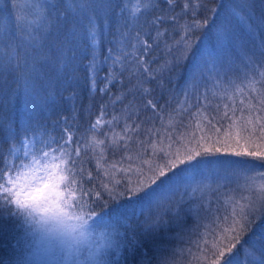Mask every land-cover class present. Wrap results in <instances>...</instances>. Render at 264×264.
Returning a JSON list of instances; mask_svg holds the SVG:
<instances>
[{
	"label": "trees",
	"instance_id": "obj_1",
	"mask_svg": "<svg viewBox=\"0 0 264 264\" xmlns=\"http://www.w3.org/2000/svg\"><path fill=\"white\" fill-rule=\"evenodd\" d=\"M36 1L0 0V28L15 32L25 42L31 33L36 51L49 57V63L37 65V92L27 102L23 81L16 79L17 73H8L0 83V118L3 119L0 168L4 167L6 158L9 164L27 171L24 166H31L35 156L41 163L54 162L65 169L67 158L61 155L60 145L62 139H67L64 130L68 129L72 133L69 147L74 149L79 141L81 148L76 166L84 169V187L102 193V199L90 197L96 203L86 206L84 213L96 212L95 217L100 218L97 231L102 240L110 234L122 238L127 231L140 241L134 252L122 249L119 256L111 254L108 264H212L219 251L230 243L223 230L231 226L233 211L238 214L240 206L250 203L249 197L255 200L256 183L251 193L244 190L245 176L253 177V170L264 173V157L235 156L229 151L208 155L206 159L210 163L196 168L178 165L156 189L158 200L152 203L142 193L136 198L110 199L101 185L107 184L117 191H123L129 180L134 185L138 179L136 169L143 167L147 172L148 163L158 161L153 155L154 148L178 153L181 159L191 148L200 151L207 147H227L242 151L247 146L249 151L260 150L256 145H264V141L259 131L247 144L244 137L249 133L241 131L237 141L236 132L243 129L248 119L255 123L257 116L264 117V111L260 110L264 108L260 104L264 100V80L259 75L264 70V55L253 47L264 37V24H261L264 0H198L203 5L198 8L197 0H190L186 10L185 0H175L174 6L166 0H111L117 6L108 9L107 14L103 8L97 10L96 26L102 35L97 37L94 71L89 70L91 41L81 40L77 45L69 37L73 17L65 11L68 0ZM94 2L102 5L109 0ZM45 3L61 6L51 9L45 18ZM145 4L154 7L146 10ZM245 4L252 5L246 9L251 17L248 25L238 23L245 11L238 6ZM156 17L163 18V22L153 23ZM205 19L207 24H203ZM193 20L200 21L203 27L193 29L185 37L182 26ZM181 37L188 39L191 47L186 59L176 63L177 41ZM141 38L151 45L147 52L139 42ZM61 49L69 56L75 53V73L69 69L65 76L57 71ZM116 57L120 59L113 63ZM141 59L151 74L138 65ZM252 79L256 83L249 86ZM102 88L104 91H100ZM101 111L104 115L97 123ZM92 124H96L95 129L91 128ZM125 125H131L127 134ZM8 126L13 129L14 138H8ZM225 132L229 135L225 136ZM113 134H117V144L113 143ZM26 138L32 141L29 149L22 146ZM13 145L19 149L15 156L8 151ZM25 151H29L28 156L24 155ZM43 152L49 153L47 159ZM72 156L75 157L74 152ZM223 164L226 166L221 167ZM125 169L130 171L126 173ZM88 172L92 174L91 180ZM76 179L79 181L80 177ZM0 184L4 181L0 180ZM62 186L64 190L66 182ZM75 190L79 199V190ZM4 195L0 189V264H28L36 238V222L19 214L15 204L3 200ZM158 204L178 209L179 222L174 212L169 211L165 215L169 220L166 226L145 233L142 222L146 216L156 214ZM245 212L250 213L252 222L233 253L226 256L231 257L230 264H261L264 210L245 208Z\"/></svg>",
	"mask_w": 264,
	"mask_h": 264
},
{
	"label": "snow or ice",
	"instance_id": "obj_2",
	"mask_svg": "<svg viewBox=\"0 0 264 264\" xmlns=\"http://www.w3.org/2000/svg\"><path fill=\"white\" fill-rule=\"evenodd\" d=\"M166 2L169 5L174 6L175 0H166ZM60 6L61 5L59 4L45 3L43 5V16L46 18L50 14L51 9ZM116 6L117 5L111 3V0L102 5L96 4L94 0H81L79 3H72L71 0H68V2L64 5L65 11L73 17V27L69 31V37L75 40L77 45L81 40H90L93 46L92 60L89 61L90 71H94L96 69L97 55L95 47L99 43L97 37L102 35V32H99L96 26L97 10L103 8L107 14L108 9L115 8ZM202 6L203 5H201L197 0L195 7L198 8ZM144 7L147 10L148 8L154 7V5L145 4ZM189 7L190 0H185L184 9H189ZM238 7L245 9L244 14L240 17V21H238V23L242 22L243 24L248 25L251 17L248 15L246 9L251 8L252 5L245 4ZM121 11L123 12L124 9L122 8ZM212 11H215V9H212ZM192 14L194 16L195 11H193ZM171 19L175 20L176 17H171ZM161 22H163V18L161 17H156L153 21V23ZM207 23L208 20L205 19L203 24ZM203 24L200 21L193 20L192 22L183 25L182 27L185 30V37L193 29L202 28ZM261 24H264V17L261 18ZM21 31H23L22 28ZM160 34L161 33L158 32V36ZM136 37L139 38L140 33H137ZM185 37H181V40L177 41L178 55L175 56L176 63H179L182 59H186L187 52L191 47L190 41ZM139 42L144 45L145 52H147L151 47V45H148V42L142 40V38ZM253 47L259 48L261 54L264 55V37H262L258 43H254ZM84 51H87V45H85ZM111 52L112 50L109 49L110 55ZM110 55L109 57H105V60L109 59ZM60 58L61 63L57 71L63 72L65 76L68 75L69 69L72 73H75L77 60L75 53L69 56L63 49H61ZM119 59V57H116V59L113 60V63H116ZM41 63H49V57L46 55L41 56L36 51L35 38L31 33H28L27 42H25L24 39H18L15 32H10L6 28H0V83L6 80L8 73H17L16 79L18 81H23V92L25 101L27 102L32 99L37 92L35 79L39 72L37 65ZM137 63L143 67L144 72H149L148 67L143 65L142 59L141 61H137ZM149 74L151 73L149 72ZM259 75L261 79L264 80V70L260 71ZM255 83V79H252L249 81V86H253ZM253 90L255 89L253 88ZM100 91H104V89L102 88ZM148 103L151 104L153 108L156 107L151 101ZM260 104H264V100H261ZM260 110L264 111V108H261ZM103 115L104 113L101 111L100 117L97 119V123L100 122ZM225 115H227V113H225ZM261 121H264V117L257 116L255 123H253L252 119H248L243 129L237 130V141L241 138V131L249 133L248 136L244 137L246 144L249 138L254 136L257 131L260 133V139L264 141V123ZM249 126L251 127L249 128ZM0 127H3L2 118H0ZM136 127L139 128L140 126L137 125ZM91 128L95 129L96 124H92ZM129 128H131V125H125V134H127ZM6 131L9 139L14 138L15 133L11 126H8ZM149 131H151V129H149ZM216 131L219 132L220 129L217 128ZM64 132L67 133V139H62L60 150L61 155L67 158L65 161L67 167L65 169H61V172H66L67 175H60L58 177L59 183L54 182L55 178L53 169L57 167L55 164L41 163L35 156H33L32 165L24 166V168L27 169L26 172L19 166L9 164L5 158L3 161L4 167L0 168V180L4 181V184H0V189L6 193V195L3 196V200L8 204H15L19 214H24L32 218H35V215L39 214L41 221L52 222L55 225L67 226V221H79V227L81 228L79 233L84 236L85 233L83 231V225L87 223L85 217L97 215L95 211L84 213V208L96 203L95 200L90 199L92 195L98 199H102V193L101 191H95L93 193L91 188L84 187V169L83 167L78 169L76 166L81 153L79 141L76 142V147L74 149L70 148L69 145L72 144V133H69L68 129H65ZM228 135L229 133L225 132V136ZM116 136L117 134H113L114 144L119 142ZM119 139H125V137H119ZM127 139H131V137H127ZM169 139H171L170 135ZM51 142L56 143L55 140H52ZM31 143V140H27V142L22 146L24 149H29ZM94 143L103 144V141H94ZM140 143L143 144L142 141H140ZM169 147H171V145H169ZM256 147L260 148V150L249 151L247 146H245L242 151H236L235 149H229L227 147H207L202 148L200 151H197L195 148H191L187 149L182 159L178 153L173 154L171 152H165L163 148L158 150L154 148L153 155L159 158L158 161L152 163L145 162L148 163L147 172L144 171L143 167L136 169L138 179L134 185L130 180L127 181L124 185L123 191H117L115 187L109 188L107 184H103L101 187L108 193L110 199H119L121 196L136 198L138 194L142 193L143 197L152 203L158 200L156 189L169 179L167 173L171 172L172 169H177L178 165H185L186 169L196 168L202 164L210 163V161L206 159L208 155L219 152L227 153L229 151H231L235 156L264 157V145L258 144ZM18 150L19 149L13 145L8 150L9 155L15 156V153ZM73 152L75 153V157L72 156ZM24 155L28 156L29 151H25ZM43 157L47 159L49 157V153L43 152ZM197 157H199V159H197ZM5 169H7V172ZM123 171L127 173L130 169H125ZM13 173L15 174L13 175ZM40 173H43V175ZM76 177H80V180L77 181ZM256 177L264 180V173H257ZM256 177L245 176L246 182L244 190L249 191V193L252 192V187ZM91 178L92 174L91 172H88V179L91 180ZM65 182L67 186L63 191H61L60 184ZM76 188L79 190V199H77ZM241 198L243 199L244 197L242 196ZM249 199L250 203L248 205L240 206L238 214L235 210L233 211L231 226L223 230L225 238L230 241V243L219 251L218 255H216V259L212 261V264H220L222 258L223 264H230L231 257L226 256V253H233V249H235L237 244L240 243L241 236L244 232L248 231V224L252 222L249 219L250 213L245 212V208L255 210L257 205H259L260 209L264 210V183L260 184V191L257 193L256 199L251 200V197H249ZM157 207L159 210L156 214L146 216L142 222V227L145 233H154L166 226L169 223V220L165 219V215L169 211L174 212L175 219L179 222L180 213L178 209L164 208L159 204ZM77 209L79 211H77ZM80 213L84 214L81 215ZM237 215H239V219H237ZM98 219L100 218L98 217ZM225 222H227V218H225ZM72 227L75 228L77 226L73 225ZM228 233L232 234L228 235ZM139 242V239L135 235L128 234L127 231L122 238H115L110 234L105 237L103 245H96L94 251L90 249L84 250L87 253L86 260H88L90 264H108V257L111 254L114 253L116 256H119L122 249L127 250L128 252H134ZM259 258L261 259V264H264V252L260 253Z\"/></svg>",
	"mask_w": 264,
	"mask_h": 264
},
{
	"label": "rangeland",
	"instance_id": "obj_3",
	"mask_svg": "<svg viewBox=\"0 0 264 264\" xmlns=\"http://www.w3.org/2000/svg\"><path fill=\"white\" fill-rule=\"evenodd\" d=\"M25 2L33 3L37 1L25 0ZM51 164L57 165L53 169V174L55 178L54 182L59 183L58 177L63 175V172H61L62 168L58 163L51 162ZM225 166L226 164L221 165V167ZM233 167L238 168V165H234ZM253 171L251 176L256 177V174L259 172ZM243 172H246V169H243ZM40 174L43 175V173ZM254 183H256V189L254 190V197L256 199V195L260 191V184L264 183V180L256 177ZM62 184H60L61 191H63ZM85 219L87 220V223L83 225L85 235L82 238H78L77 233L81 231L79 221H67V226L55 225L52 222L41 221L39 214L35 215L34 222H36L35 227L37 232L29 259L27 258L28 264H90L86 260L87 253L84 250L90 249L94 251L97 244H104L105 239L102 240L101 233L97 231L100 228L98 218L86 216ZM73 225L77 227L73 228ZM250 259H254V254H252Z\"/></svg>",
	"mask_w": 264,
	"mask_h": 264
},
{
	"label": "clouds",
	"instance_id": "obj_4",
	"mask_svg": "<svg viewBox=\"0 0 264 264\" xmlns=\"http://www.w3.org/2000/svg\"><path fill=\"white\" fill-rule=\"evenodd\" d=\"M78 238H82L83 236L80 233H77Z\"/></svg>",
	"mask_w": 264,
	"mask_h": 264
}]
</instances>
